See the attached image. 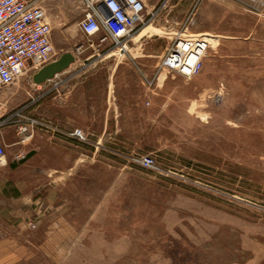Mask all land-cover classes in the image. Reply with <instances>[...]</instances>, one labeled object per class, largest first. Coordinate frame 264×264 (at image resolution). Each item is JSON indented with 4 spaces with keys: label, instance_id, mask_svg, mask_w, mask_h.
Instances as JSON below:
<instances>
[{
    "label": "rangeland",
    "instance_id": "1",
    "mask_svg": "<svg viewBox=\"0 0 264 264\" xmlns=\"http://www.w3.org/2000/svg\"><path fill=\"white\" fill-rule=\"evenodd\" d=\"M41 4L51 38L81 36L80 0ZM149 26L156 31L135 41L136 26L124 50L147 48L149 66L183 31L209 48L192 77L163 71L161 108L148 119L117 120L115 138L102 134L104 148L86 146L68 168L64 151L13 145L14 127L2 129L1 175L23 214H0V264H264V0H182ZM102 35L82 43L114 49ZM34 72L0 87V116L27 105L26 114L45 119ZM18 147L27 155L19 161L9 157ZM143 154L157 169L132 162Z\"/></svg>",
    "mask_w": 264,
    "mask_h": 264
},
{
    "label": "crops",
    "instance_id": "2",
    "mask_svg": "<svg viewBox=\"0 0 264 264\" xmlns=\"http://www.w3.org/2000/svg\"><path fill=\"white\" fill-rule=\"evenodd\" d=\"M143 1L147 11H149L158 6L161 0ZM181 1L168 0L167 8L174 7ZM192 18L194 22L195 17L193 15ZM80 35L77 38H70L67 33L62 31L60 38L56 39L52 36L51 42L53 40L60 46L55 58L63 52L69 51L74 55V61L52 79L34 85L36 91L43 89L44 118L66 132L73 128H80L87 140L85 142L78 141L76 138L48 130L43 132L36 130L33 136L28 139L31 141L29 149L47 152L64 151L60 165L67 168L74 167L83 160V152L86 146H92L94 150L100 149V136L102 134L114 135L115 138L118 130L117 120L148 119L150 111H158L161 108L158 106V89L164 85L167 77L165 76L166 73L160 71L152 86L146 85L144 76L154 75L158 66V62L153 61L151 66L145 62L144 58L150 56L147 48H139L140 52L137 53L119 52L115 48L101 52L91 46L92 44L84 46L82 43L84 34ZM150 35L152 33L148 32L144 36ZM134 55L137 56V60H135ZM138 65L141 66V69ZM32 102H30L29 107ZM152 117L161 118L162 114H152ZM89 136H93L92 139ZM13 145L18 144L13 143ZM20 149V147L9 149V157L14 159V154ZM29 163L27 160L22 162L20 166L27 167ZM2 171H4L3 167L0 169V201L7 200L8 203L6 205L2 203L0 214L8 215L9 217H5L8 220L11 216L23 214L22 206H20L22 200L16 202L15 197L5 187L6 180L1 175ZM16 182L13 184L12 191H16L15 189L18 188ZM25 201L28 203L30 199ZM4 250L6 248L0 251V261Z\"/></svg>",
    "mask_w": 264,
    "mask_h": 264
},
{
    "label": "built area",
    "instance_id": "3",
    "mask_svg": "<svg viewBox=\"0 0 264 264\" xmlns=\"http://www.w3.org/2000/svg\"><path fill=\"white\" fill-rule=\"evenodd\" d=\"M42 0H0V87L12 85L27 70H38L55 59L56 52L51 42V26L47 20ZM83 6L79 30L87 37L103 34L100 41L110 39L116 50L124 52L136 26L145 28L167 9L168 0H161L158 6L147 11L143 0H80ZM187 26L193 23L188 16ZM140 30V31H141ZM209 42L200 37L175 34L174 40L166 48L158 62L154 75L144 76L147 86H152L160 71L175 73L184 77L198 74L203 66V57ZM27 105L13 109L0 116V161H5V142L2 129L13 126L18 140L22 143L33 136L38 129L63 134L85 142L86 135L80 128L64 131L49 120L26 114ZM26 157L20 149L14 160ZM132 162L141 167L157 169L154 158L149 154L135 155ZM34 228L33 222H28Z\"/></svg>",
    "mask_w": 264,
    "mask_h": 264
},
{
    "label": "water",
    "instance_id": "4",
    "mask_svg": "<svg viewBox=\"0 0 264 264\" xmlns=\"http://www.w3.org/2000/svg\"><path fill=\"white\" fill-rule=\"evenodd\" d=\"M73 61L74 55L71 52H63L57 58L36 70L32 74V82L34 84H40L52 79L56 74L65 70Z\"/></svg>",
    "mask_w": 264,
    "mask_h": 264
},
{
    "label": "bare ground",
    "instance_id": "5",
    "mask_svg": "<svg viewBox=\"0 0 264 264\" xmlns=\"http://www.w3.org/2000/svg\"><path fill=\"white\" fill-rule=\"evenodd\" d=\"M155 30H156V28H154V27H150V26H147V27H145L144 29H142L141 31H139V32L135 35L134 40L137 41V40H139L142 36H144L146 33H148V32H153V31H155ZM202 38H203V37H202ZM127 48H128L127 45L124 44L122 49L126 50Z\"/></svg>",
    "mask_w": 264,
    "mask_h": 264
}]
</instances>
